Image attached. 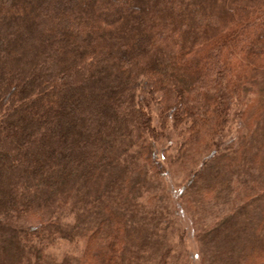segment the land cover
Listing matches in <instances>:
<instances>
[{"label": "trees", "instance_id": "16d2710c", "mask_svg": "<svg viewBox=\"0 0 264 264\" xmlns=\"http://www.w3.org/2000/svg\"><path fill=\"white\" fill-rule=\"evenodd\" d=\"M174 173L202 264H264V0H0V264H168Z\"/></svg>", "mask_w": 264, "mask_h": 264}, {"label": "rangeland", "instance_id": "374dc122", "mask_svg": "<svg viewBox=\"0 0 264 264\" xmlns=\"http://www.w3.org/2000/svg\"><path fill=\"white\" fill-rule=\"evenodd\" d=\"M234 130L235 127L233 126L230 134L233 135L235 132ZM165 132L167 138L164 142V147L168 154H171L180 138L177 137L175 131L170 127ZM180 179V175L174 173L164 185L167 190L164 193L169 195V197L167 198L164 196L162 202L160 197V203H162L164 207L167 206L165 211L168 220L165 223V231H167L168 244L173 246V250L170 251L168 264H202L205 261V255L201 252L200 243L196 237V230L199 226L194 227L190 219L188 220L189 216L187 212H180V214H177L178 212L174 207L178 195V188L176 185ZM82 242L81 240H78V242L60 240L54 244L52 252L58 259H62L66 257V255H76L79 257L83 252ZM152 260L155 262L156 257L153 256Z\"/></svg>", "mask_w": 264, "mask_h": 264}]
</instances>
